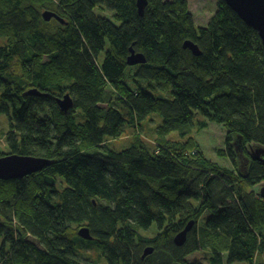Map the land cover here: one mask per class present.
Returning <instances> with one entry per match:
<instances>
[{"label":"trees","instance_id":"obj_1","mask_svg":"<svg viewBox=\"0 0 264 264\" xmlns=\"http://www.w3.org/2000/svg\"><path fill=\"white\" fill-rule=\"evenodd\" d=\"M100 6L114 21L95 13ZM45 10L64 21H46ZM0 37V114L9 118L0 156L50 160L0 179V264H97L85 247L106 264H203L186 260L199 250L208 264H264V198L252 190L264 183V165L248 152L242 172L233 146L264 148V48L223 0L200 27L186 0H148L142 15L136 0H0ZM186 39L200 55L183 47ZM130 48L145 58L129 75L133 86ZM142 81L168 82L171 96L153 95ZM66 93L73 103L62 111L56 99ZM150 114L161 117L156 150L141 139L121 150L105 144ZM208 122L226 128L217 155L232 168L209 160L191 135ZM171 132L182 139H168ZM82 226L92 240L77 235ZM149 229L154 236L140 234ZM147 246L152 253L141 257Z\"/></svg>","mask_w":264,"mask_h":264},{"label":"rangeland","instance_id":"obj_2","mask_svg":"<svg viewBox=\"0 0 264 264\" xmlns=\"http://www.w3.org/2000/svg\"><path fill=\"white\" fill-rule=\"evenodd\" d=\"M188 3V10L192 15L194 24L196 27L206 26L210 21L211 17L215 14L217 10L218 0H186ZM54 2H58V0H54ZM97 15L108 18L111 21H114V13L111 10H108L105 6L96 7L94 9ZM5 43V38L0 37V45ZM107 50V48H106ZM105 49L99 55L98 62L99 64L102 62V59L105 56ZM131 66V65H129ZM137 69L136 66L126 69V81L132 85V81L130 80V74H133ZM141 85L145 86L147 90L155 96L161 97H170V84L168 82L160 81V82H147L142 81ZM106 93L109 99L113 100L114 105L117 106L121 114L124 117H128L127 109L116 101V93L113 92L112 88L108 86L106 88ZM199 119H204L202 116L196 115L195 121ZM161 124V117L158 114H150L149 117L140 123L132 126L131 124H127L124 129L125 132L123 135L118 138H106L105 144L115 150H121L126 148L132 144H136L137 139H141L144 143L145 147L154 151L157 149V127ZM9 130V118L6 114H0V152H7L6 145V133ZM194 139L197 141L199 148L205 154V156L217 163L221 167L232 168V162L227 157H221L217 155L218 149L224 148L225 140H226V128L222 124H218L216 122H208L207 127L198 130L197 127L193 128V132L191 134ZM168 139H182L179 137L177 132H171L167 135ZM233 146L236 148V159L238 163V169L247 171L249 159L248 152H251V148L249 145L242 146L241 141L233 140ZM252 146V145H251ZM233 147V148H234ZM242 171V172H244ZM264 183H261L254 188L258 189L263 186ZM58 186H62V183L58 184ZM208 213H205L206 217ZM199 220L200 224H203L205 217ZM140 234L146 237H152L155 234V229L149 230H141ZM1 241V239H0ZM79 250V249H78ZM80 251H84L86 255L90 256V258L94 261L97 260V264H106L105 259L100 250L96 248L85 247L84 249H80ZM209 256V252L206 250H199L189 254L186 257V260L189 262L199 261L203 264L207 263V257ZM256 260H260V256H257ZM238 264V263H234Z\"/></svg>","mask_w":264,"mask_h":264},{"label":"water","instance_id":"obj_3","mask_svg":"<svg viewBox=\"0 0 264 264\" xmlns=\"http://www.w3.org/2000/svg\"><path fill=\"white\" fill-rule=\"evenodd\" d=\"M228 7H230L237 16L248 26L253 28L262 43L264 48V0H223ZM148 5V0H136L137 11L139 15L144 13L145 7ZM46 21L54 18L63 22L55 12L45 10L42 13ZM183 47L188 48L194 55H200L201 51L198 46L191 40H184ZM127 65H136L145 63V58L141 53H136L130 48V55L126 59ZM28 93L40 95L41 93L36 89H29ZM56 102L62 111H67L72 106V98L69 93L64 94L61 98H57ZM264 148L256 146L251 147L250 157L253 160H259L264 165ZM50 164V160L41 157L22 156L18 154H5L0 156V179L8 180L12 178H21L25 175L40 171ZM257 194L264 198V185L258 188ZM193 221H190L180 232L176 233L173 241L176 245H181L186 239V233L192 227ZM77 235L84 240H92L88 227L82 226L77 230ZM152 246L144 248L141 257L151 254Z\"/></svg>","mask_w":264,"mask_h":264}]
</instances>
